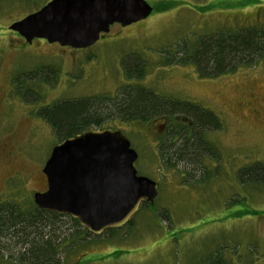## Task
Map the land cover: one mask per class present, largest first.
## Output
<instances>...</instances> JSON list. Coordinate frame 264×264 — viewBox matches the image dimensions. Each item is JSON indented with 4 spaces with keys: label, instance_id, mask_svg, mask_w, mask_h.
I'll return each mask as SVG.
<instances>
[{
    "label": "rangeland",
    "instance_id": "obj_1",
    "mask_svg": "<svg viewBox=\"0 0 264 264\" xmlns=\"http://www.w3.org/2000/svg\"><path fill=\"white\" fill-rule=\"evenodd\" d=\"M49 1L0 0V203L29 206L33 194L47 188L42 168L58 140L36 116L38 105L91 98L105 106L120 87L138 83L215 113L221 127L204 135L214 153L206 147L209 153L201 154L202 163L187 176L181 165L178 172L158 165L155 138L167 116L132 124L109 117L92 127L124 133L137 152V174L157 183V196L139 207L129 226L91 235L76 246L68 241L64 264H264V181L244 182L241 172L255 163L264 166V62L208 77L192 65L163 60V51L182 41L192 44L219 29L264 24V0H146L152 6L148 17L126 27L111 25L85 49L38 38L27 43L9 28ZM129 54L145 62L138 81H128L123 72ZM50 66L55 81L39 85L38 104L14 95V75ZM0 264L19 263L4 250Z\"/></svg>",
    "mask_w": 264,
    "mask_h": 264
},
{
    "label": "trees",
    "instance_id": "obj_2",
    "mask_svg": "<svg viewBox=\"0 0 264 264\" xmlns=\"http://www.w3.org/2000/svg\"><path fill=\"white\" fill-rule=\"evenodd\" d=\"M177 47L163 51L167 54L163 55L164 64L192 65L200 76L232 73L240 66L264 62V24L219 29L197 36L192 44L182 41ZM122 68L128 81H138L145 74L146 65L141 57L129 54L124 56ZM54 70L50 66L45 70L37 68L14 75L11 81L14 95L22 97L25 102L38 104L39 85L54 82ZM118 91V95L109 98L111 101L105 106L91 98L63 99L38 105L36 116L49 124L58 142L89 131L109 117L132 124L167 116L169 120L165 129L155 138L160 168L177 171V166L181 165L184 170L180 173L188 176L201 162L199 159L207 151L206 147L213 155L204 135L219 129L221 124L211 110L157 95L138 83L120 87ZM176 116L188 121H173L172 117ZM241 172L244 182L264 181V166L260 164L255 163ZM128 222L129 226L131 222ZM91 235L76 219L40 209L34 203L29 206L18 202L0 203V253L8 250L9 258L19 264H64L65 256L71 250L67 242L76 246L79 241L80 244L86 242L85 238Z\"/></svg>",
    "mask_w": 264,
    "mask_h": 264
},
{
    "label": "water",
    "instance_id": "obj_3",
    "mask_svg": "<svg viewBox=\"0 0 264 264\" xmlns=\"http://www.w3.org/2000/svg\"><path fill=\"white\" fill-rule=\"evenodd\" d=\"M152 12L146 0H50L13 22L27 43L45 39L75 49L92 46L117 23L122 27ZM137 152L118 129L89 130L53 146L42 172L47 188L33 194L40 209L68 215L92 235L119 228L142 203L157 196V183L138 175Z\"/></svg>",
    "mask_w": 264,
    "mask_h": 264
},
{
    "label": "flooded vegetation",
    "instance_id": "obj_4",
    "mask_svg": "<svg viewBox=\"0 0 264 264\" xmlns=\"http://www.w3.org/2000/svg\"><path fill=\"white\" fill-rule=\"evenodd\" d=\"M13 31V30H12ZM14 33H16L15 31H13ZM100 36H102V34H100ZM91 47V46H90ZM88 48V47H87ZM85 49V48H84ZM143 204H146V203H142L141 205H143ZM141 207V206H140Z\"/></svg>",
    "mask_w": 264,
    "mask_h": 264
}]
</instances>
